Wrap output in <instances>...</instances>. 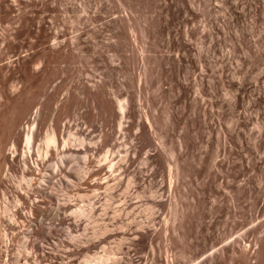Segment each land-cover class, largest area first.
Instances as JSON below:
<instances>
[{"label":"rangeland","instance_id":"obj_1","mask_svg":"<svg viewBox=\"0 0 264 264\" xmlns=\"http://www.w3.org/2000/svg\"><path fill=\"white\" fill-rule=\"evenodd\" d=\"M40 105L99 173L41 264H264V0H0V149Z\"/></svg>","mask_w":264,"mask_h":264},{"label":"bare ground","instance_id":"obj_2","mask_svg":"<svg viewBox=\"0 0 264 264\" xmlns=\"http://www.w3.org/2000/svg\"><path fill=\"white\" fill-rule=\"evenodd\" d=\"M42 106L45 107L43 104ZM42 106H38L34 114L27 113L24 117H20L19 123L12 126L9 124L11 129H7L9 130L8 142L0 149V153L3 155L2 175H4V179L2 181L0 179V240L2 243L0 250L4 255L1 264H41V261L39 262L33 253L28 251L29 239L36 235L47 242H53L55 240L53 233L60 229V216H63V213L70 210L72 219L76 216L87 217L95 209V207H91L92 210L89 212L90 209H86L85 206L77 208L76 204L68 203L71 199L76 198L82 190L78 189L77 181L80 182L84 179L87 182L89 177L94 179L98 173L90 168L91 164H89L92 162L93 165L94 160L91 161L90 147L94 145L90 146L91 140L88 139V131L76 122L68 124L66 122L65 125H60V110L48 120L47 112ZM120 110L122 111L123 107L120 106ZM78 158L80 160L82 158L83 166L80 165L81 162L79 165L76 164ZM105 165L102 164V166ZM113 165L112 167L115 168L116 165H114L115 167ZM117 166L120 165L117 164ZM92 167H99L96 170L101 171L99 165ZM110 167L109 169H111ZM92 182L94 183V181ZM63 187H67L69 190L65 192L67 194L63 193L64 190L62 192ZM79 194L81 196V192ZM68 196L71 199L67 200L68 202L63 201L62 198L65 199ZM89 204V206L92 205ZM88 205H86L87 208ZM38 238L35 240L40 239ZM105 251L107 253V250ZM87 254L84 255V261L81 264H106L108 260L107 257H103L104 253V255L96 257Z\"/></svg>","mask_w":264,"mask_h":264}]
</instances>
